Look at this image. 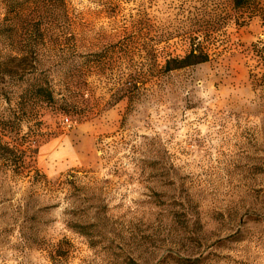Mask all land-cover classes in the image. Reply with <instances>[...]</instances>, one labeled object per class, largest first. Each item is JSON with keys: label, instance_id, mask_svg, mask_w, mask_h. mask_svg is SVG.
I'll use <instances>...</instances> for the list:
<instances>
[{"label": "rangeland", "instance_id": "rangeland-1", "mask_svg": "<svg viewBox=\"0 0 264 264\" xmlns=\"http://www.w3.org/2000/svg\"><path fill=\"white\" fill-rule=\"evenodd\" d=\"M41 26L0 82V138L25 162L0 159V264H264V10L66 0ZM189 37L210 61L163 72ZM46 79L52 102L32 95Z\"/></svg>", "mask_w": 264, "mask_h": 264}, {"label": "trees", "instance_id": "trees-1", "mask_svg": "<svg viewBox=\"0 0 264 264\" xmlns=\"http://www.w3.org/2000/svg\"><path fill=\"white\" fill-rule=\"evenodd\" d=\"M3 7V18L0 19V82L7 78L17 79L18 71L13 69V62L19 57L16 55L8 54V47L10 44H14L16 41V34L20 27L25 30V38L33 41H44L47 35L46 28H43L42 22L52 18L55 15V11L64 7L66 0H0ZM234 8L242 9L245 7H251L254 10H264V6H261L256 0H233ZM16 36V37H15ZM190 49L184 56H170L166 59L165 64L161 67L163 72H171L174 70L184 69L190 66L206 63L211 59V47L196 37H189ZM28 44V43H27ZM36 44V43H35ZM28 44V46L35 47L37 53V44ZM134 49H135V45ZM25 47V46H23ZM127 45L121 44V51L126 49ZM254 50L264 57V45L254 43ZM25 52L21 53V60H27L26 56L29 54L27 48ZM32 53V52H31ZM153 53V52H152ZM34 54V53H32ZM35 55V54H34ZM94 60H90L92 65ZM78 67V66H77ZM139 64L136 60H132V68L136 72L130 74L131 80L128 86L130 91L129 106H133V98L139 93V80L138 72ZM21 74L23 80H29L31 75L27 74L25 68H21ZM254 74V73H252ZM257 79V77H256ZM32 95L37 98H41L45 101L52 102L55 100V89L51 82L46 79L43 81H36L32 84ZM0 159L8 161L10 164L15 163V167L18 171L24 166V151L16 146H11L10 143L4 142L2 136L0 138ZM73 227L80 229V232L87 233L85 225L73 224Z\"/></svg>", "mask_w": 264, "mask_h": 264}, {"label": "built area", "instance_id": "built-area-1", "mask_svg": "<svg viewBox=\"0 0 264 264\" xmlns=\"http://www.w3.org/2000/svg\"><path fill=\"white\" fill-rule=\"evenodd\" d=\"M66 122H67V123H70V119H69V118H66Z\"/></svg>", "mask_w": 264, "mask_h": 264}]
</instances>
